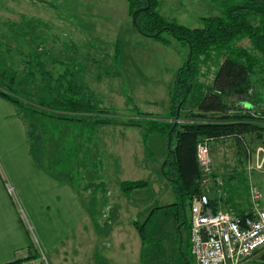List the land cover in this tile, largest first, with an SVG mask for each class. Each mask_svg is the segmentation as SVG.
I'll return each mask as SVG.
<instances>
[{
  "label": "rangeland",
  "instance_id": "obj_1",
  "mask_svg": "<svg viewBox=\"0 0 264 264\" xmlns=\"http://www.w3.org/2000/svg\"><path fill=\"white\" fill-rule=\"evenodd\" d=\"M157 1L159 15L190 29L202 27L203 17L221 15L224 7V0ZM164 38L171 44H162L135 29L127 0H0V87L15 88L22 107L31 104L33 108L39 100H50L57 94V80L67 70L92 92L104 110L103 116H115L118 123L128 125L142 119L176 123L171 117L169 94L188 50L167 34ZM238 46L249 50L250 44L244 40ZM216 70L213 60L202 67L187 109L181 112L183 120L197 112L194 105L211 85ZM68 126L58 125L48 134L50 140L44 150L40 152L36 146L31 152L26 124L24 162L11 155L14 145L7 143L13 140L8 129L0 135L5 142L0 141V176L5 182L0 183V264L33 255L30 246L39 259L26 264H106L99 255L103 247L89 248L93 251L89 255L88 244L95 236H87L85 230L88 220L102 224L103 201L109 200L117 181L123 180L144 181L147 186L125 192L126 199L139 208L152 206L150 218L149 213L141 217L139 209L138 226L144 224L145 234L141 263L180 264L178 243L184 250L186 228L178 231L181 239L176 228L182 223V218H177L183 202L159 172L168 151L165 137L152 133L144 142L138 129H127L132 126L105 125L92 133ZM41 137L37 132V139ZM103 138L118 139L124 159L128 155L134 159L137 166L130 174L117 166V151L109 159L105 145L115 142L107 144ZM213 142L210 147L215 146ZM73 147L77 165L74 152L70 153L73 156L67 154ZM210 151L213 166L219 171L226 158L236 152L225 146ZM52 154L61 161H51ZM110 162L115 169L113 176L103 178ZM252 180L262 193L264 205V173L255 172ZM102 182L112 189L100 191ZM91 184L94 195L86 190ZM189 205L185 201L182 209L187 220ZM122 251L125 259L128 251Z\"/></svg>",
  "mask_w": 264,
  "mask_h": 264
},
{
  "label": "trees",
  "instance_id": "obj_2",
  "mask_svg": "<svg viewBox=\"0 0 264 264\" xmlns=\"http://www.w3.org/2000/svg\"><path fill=\"white\" fill-rule=\"evenodd\" d=\"M127 1L133 26L140 34L170 45L171 41L164 38V34H167L188 50L186 61L178 70L169 94L173 111L171 117L180 122L142 119L139 122L130 121V125L118 123L115 116H103L104 110L99 107L92 92L67 70L57 80V94L51 96L50 100H39L33 108L31 104L23 108L18 90L11 86L9 89L0 87V98L25 115L31 152L36 146L42 152L47 145L46 141L50 140L48 134L57 130V126L62 123H67L69 128L84 129L91 133L105 125L132 126L140 129L144 142L152 133L161 134L167 140L168 151L160 166V175L172 184L174 194L183 202L180 213L185 207V201L191 205L193 197L201 192L202 172L197 157L198 145L206 138L229 139L236 150L233 167L220 179L221 195L219 198L211 197L210 206L216 210L217 201L223 202L231 215L244 217L249 206L242 212L237 207L248 202L247 158L258 147L264 148V0H224L221 15L201 18L202 27L194 29L159 15L156 11L157 0ZM244 40L250 44L249 50L238 46ZM118 50L117 43L114 55L116 60ZM212 60L217 66L212 83L206 88L202 99L194 105L197 112L190 113V118L183 120L181 112L187 109L194 83L202 67ZM37 132H40L44 142L42 137L41 140L37 139ZM67 150L68 155H74L73 162L77 165L74 147ZM71 152H74L73 155ZM50 158L55 164L61 161H57L55 154ZM212 178H218L214 171ZM146 186L144 181L119 183L123 193ZM90 187L94 185L91 184L86 190ZM143 227L144 224L138 226L137 230L144 245ZM182 228H186V238L184 250L181 242L178 243L179 263L195 264L190 254L189 219L184 215L179 231ZM29 252H33V255L6 264H26L39 259V254L32 246Z\"/></svg>",
  "mask_w": 264,
  "mask_h": 264
},
{
  "label": "built area",
  "instance_id": "obj_3",
  "mask_svg": "<svg viewBox=\"0 0 264 264\" xmlns=\"http://www.w3.org/2000/svg\"><path fill=\"white\" fill-rule=\"evenodd\" d=\"M212 141L206 138L197 148L202 177L201 192L189 207L190 254L195 264H264L263 197L251 178L252 173H264V148L258 147L248 155L249 209L244 217H235L227 210H213L210 206V184L218 183L212 178Z\"/></svg>",
  "mask_w": 264,
  "mask_h": 264
},
{
  "label": "crops",
  "instance_id": "obj_4",
  "mask_svg": "<svg viewBox=\"0 0 264 264\" xmlns=\"http://www.w3.org/2000/svg\"><path fill=\"white\" fill-rule=\"evenodd\" d=\"M26 117L23 113H20L12 104H10L8 101H5L0 98V135H3L4 129H8V132L13 137L12 141L7 140V143H13V153H11L12 157L19 156L21 157L24 162L25 157V150H26ZM127 127V126H126ZM135 128V127H128L127 129ZM138 129V128H136ZM140 131V129H138ZM140 138L142 141V136L140 134ZM117 139V138H115ZM0 141L4 142V139L2 140L0 137ZM103 141H105L107 144H111L115 142L113 145H105L108 152L111 154L114 151H117V156L120 158L119 163H117V166L121 168V171L127 173H131L133 169L136 168V163L134 162L133 158L126 157L127 159H124V153L122 146H120V143L117 140L113 141L111 138H103ZM229 139H217L214 140L213 144L215 146L210 147L211 150L213 149H222V146H225L227 149L233 150L234 147L229 145ZM5 143V142H4ZM139 145V143H138ZM137 145V146H138ZM145 150L146 156H151V153H148L149 150L146 146H143ZM148 149V150H147ZM106 150V151H107ZM211 154V151H210ZM23 156V157H22ZM234 156L235 153H231V156L226 158V165L224 166L223 170H220L215 168L216 166H213V171L216 177H218V183L213 182L210 184V194H212L211 197H217L219 198L221 195V190L219 186V179H222L225 175L228 174V172L233 167L234 162ZM112 157V154L110 155L109 159ZM117 160V157L114 158ZM212 159V165H213V157L211 154ZM139 162V161H138ZM215 162V161H214ZM22 164V162H20ZM112 162L109 163V166L107 170L105 169L103 171V178L107 176V179L111 178L113 175V171L115 169L112 167ZM109 169V170H108ZM222 169V168H221ZM161 168H159L160 172ZM3 181L0 176V183ZM128 181V180H123ZM123 181H117V185L115 186V189L109 194L110 198L109 200H104L105 203V209L101 212L104 213L103 217L104 219L101 221L102 224L96 225L91 223L88 220L85 233H87V236H95L92 237L93 243L88 244V253L89 255L93 252H90L89 248H95V246L103 247V249L99 252V255L101 256V259L106 264H142V252L144 249L143 242L141 240V237L138 233L137 227L139 225V209L141 210V217L143 216V213L150 214L149 218L152 217L153 211L150 209L152 206H144V207H138L135 206L133 203H129V201L126 199L127 194L123 193L119 187V183ZM133 182V181H129ZM5 182L3 181V184ZM66 183V182H65ZM2 184V187H3ZM67 184V183H66ZM103 189L100 187V191H109L112 188L109 187V184L102 182ZM100 184V185H101ZM99 185V186H100ZM71 185H68L67 187H70ZM71 188V187H70ZM72 189V188H71ZM88 190V189H87ZM92 190V189H91ZM89 189V191H91ZM137 191V190H135ZM93 192V191H91ZM132 193V192H131ZM108 194V193H107ZM94 195V192H93ZM136 202V201H135ZM241 204V203H240ZM103 205V203H102ZM240 212L248 208V202H243L239 207H237ZM216 209H223L226 210V206L223 205V202L217 201ZM151 211V212H150ZM180 213V212H179ZM184 213H180L178 216V220L183 217ZM180 225L177 226V235L181 239V232L179 233ZM98 234V236H97ZM96 242V244H95ZM127 250L128 254L125 259H123V251ZM93 254V253H92Z\"/></svg>",
  "mask_w": 264,
  "mask_h": 264
},
{
  "label": "water",
  "instance_id": "obj_5",
  "mask_svg": "<svg viewBox=\"0 0 264 264\" xmlns=\"http://www.w3.org/2000/svg\"><path fill=\"white\" fill-rule=\"evenodd\" d=\"M178 110H179V108H178ZM175 121H176V123L178 122L177 119H175Z\"/></svg>",
  "mask_w": 264,
  "mask_h": 264
},
{
  "label": "flooded vegetation",
  "instance_id": "obj_6",
  "mask_svg": "<svg viewBox=\"0 0 264 264\" xmlns=\"http://www.w3.org/2000/svg\"><path fill=\"white\" fill-rule=\"evenodd\" d=\"M184 216L186 215V214H183Z\"/></svg>",
  "mask_w": 264,
  "mask_h": 264
}]
</instances>
